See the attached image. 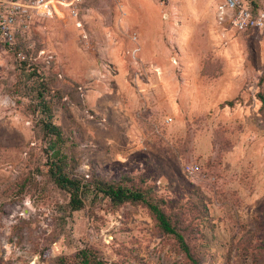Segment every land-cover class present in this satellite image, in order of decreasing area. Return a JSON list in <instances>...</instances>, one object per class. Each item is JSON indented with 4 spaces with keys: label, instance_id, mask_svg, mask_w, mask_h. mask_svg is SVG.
<instances>
[{
    "label": "rangeland",
    "instance_id": "obj_1",
    "mask_svg": "<svg viewBox=\"0 0 264 264\" xmlns=\"http://www.w3.org/2000/svg\"><path fill=\"white\" fill-rule=\"evenodd\" d=\"M172 1L58 8L17 39L26 63L0 43V264H191L144 204L97 192L116 184L157 204L197 264H264V34L220 23L219 0L223 34L202 10L182 40ZM43 92L76 211L40 169L56 158Z\"/></svg>",
    "mask_w": 264,
    "mask_h": 264
},
{
    "label": "built area",
    "instance_id": "obj_2",
    "mask_svg": "<svg viewBox=\"0 0 264 264\" xmlns=\"http://www.w3.org/2000/svg\"><path fill=\"white\" fill-rule=\"evenodd\" d=\"M83 0H0V43L8 48L24 39L35 20L50 19L58 15V8L78 18ZM219 21L238 31L256 30L264 34V10H255L248 0H222L218 6ZM20 60H25L22 51ZM167 123L171 118L165 120ZM197 166L190 167V173Z\"/></svg>",
    "mask_w": 264,
    "mask_h": 264
},
{
    "label": "trees",
    "instance_id": "obj_3",
    "mask_svg": "<svg viewBox=\"0 0 264 264\" xmlns=\"http://www.w3.org/2000/svg\"><path fill=\"white\" fill-rule=\"evenodd\" d=\"M13 50L15 51V54L18 55L19 49L16 47V45L13 46ZM20 63H26V61L20 60ZM23 75L27 79H29L34 75V72L31 73L29 72L28 74H23ZM44 93L45 92L39 95L40 102L43 103V107L45 109L43 110L44 112H43L42 126L44 132L50 135L51 137H53V140H51L48 149L53 150V154L56 155L53 157L56 158L54 160L52 158L51 159L49 158L48 161L45 164H43V166H41L40 169L42 171L45 170L46 172H49L52 178L54 179L55 184L58 185V187L62 189H66L69 192V206L71 210L76 211L79 210L82 206V199H81L82 191H81L80 182L64 174L62 172V167L59 165L58 161L61 160L57 158L58 153L54 151V148L61 139L60 138L61 133L58 127L51 122L52 118L49 108L45 105L46 98L44 96ZM97 192L101 193L103 196L109 199L113 205L116 206L126 202L144 204L149 210V212L152 214V216L154 217L159 229L164 234L173 237V239L176 241L178 245L179 250L185 255L186 259L191 264H197V261L193 258L189 246L184 240L183 235L171 224L170 220L160 209V207L157 204H154L149 200H147L142 192L138 190H132L131 188H128L121 184L99 186ZM79 257L81 259L80 264H90V256L87 251L81 250L79 252ZM95 264H100V262H95Z\"/></svg>",
    "mask_w": 264,
    "mask_h": 264
},
{
    "label": "crops",
    "instance_id": "obj_4",
    "mask_svg": "<svg viewBox=\"0 0 264 264\" xmlns=\"http://www.w3.org/2000/svg\"><path fill=\"white\" fill-rule=\"evenodd\" d=\"M218 2L219 0H173L172 1L173 4L171 6L172 10L181 9L184 11L187 17L183 19V23H181V27L179 28V30L169 25L170 28L173 29L172 31H178V33H180L181 35V39L184 40L190 35L195 34L196 31H199L198 28L195 26L198 25V16L202 14L203 12L202 10H204L207 11L208 14H210V18H209L210 20L207 21V24L211 23L212 28L214 29L212 33H214L215 35L218 34L222 35L223 34V32L221 31L222 29L217 27L216 18L214 16ZM158 23L159 20L158 18L155 17L152 24H158ZM145 48L146 45H145V41L143 40L142 49ZM142 55H145V53H143ZM151 56L154 57L155 53L152 54ZM152 57H150L149 59L147 58L146 60L155 64V59Z\"/></svg>",
    "mask_w": 264,
    "mask_h": 264
}]
</instances>
